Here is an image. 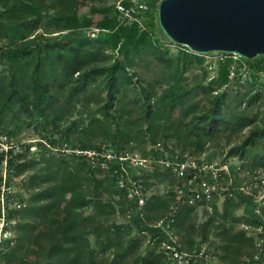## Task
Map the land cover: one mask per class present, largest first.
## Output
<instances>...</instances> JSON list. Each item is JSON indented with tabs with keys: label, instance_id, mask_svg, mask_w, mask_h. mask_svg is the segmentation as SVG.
Listing matches in <instances>:
<instances>
[{
	"label": "trees",
	"instance_id": "obj_1",
	"mask_svg": "<svg viewBox=\"0 0 264 264\" xmlns=\"http://www.w3.org/2000/svg\"><path fill=\"white\" fill-rule=\"evenodd\" d=\"M49 3L54 10L62 6L74 7L78 0H50ZM0 4L9 16L15 12L37 14L41 9L33 0H0ZM102 11L103 15L96 22L92 19L83 22L84 17L76 13H59L54 18L58 27L56 32L71 27L82 28V31L58 33L52 39L37 34L28 38L24 45L4 53L10 62L7 73L0 72V139L7 135L2 134L7 116L18 119L23 113L28 119L37 118L38 124H44L49 117L52 119L49 122L60 121L76 104L98 105L96 110H89L87 121L81 118L73 120L63 131L67 138L76 134L80 138V145L70 155L46 151L48 147H56L54 139H45L48 146L46 142H38L44 148L39 159L24 158L22 154L14 156L12 146L6 150L0 146V165H4L8 176L33 170L28 181L29 185L37 188L24 202L20 200L11 207L8 203V177L0 174V198L6 195L3 202L0 199V216L4 212V230H12L8 238L0 241V258L5 264H165L163 253L158 250L163 238L151 240L153 243L144 254H140L139 249L146 238L141 233L143 230L151 238L162 232L148 223L156 222L171 211L174 192L170 186L175 183V177L170 168L157 163L151 172L135 174L132 167L120 161L118 156L130 142H142L149 135V141L159 143L169 151L165 156L158 151L152 152L154 160H181L188 153L199 158L226 132L236 133L258 123L246 112L229 109L227 86L233 78L238 80L237 68L243 65L252 71V85H264V80L261 81L264 79L263 55L252 59L236 54L238 57L235 58L233 53L219 51L221 57L216 76L206 85H201L202 98L199 101L195 98L189 101L191 86L188 82H181L182 75L190 66L201 63L203 53H194L183 45L175 56L163 51L162 40L170 38L157 15H150L152 22L156 21L158 25L157 30H151L138 22H119L113 13V4ZM150 11L146 14L149 15ZM37 23L38 19L28 20L22 25L28 29L30 26L35 28ZM94 28L98 32L92 37L90 29ZM0 32L4 34L2 23ZM106 36L115 40L116 52L108 66H98L107 57L98 48ZM146 43L154 49L150 62L152 58L158 60L167 81L162 82L164 86L160 94L154 91L156 82H147L146 85L138 82L136 73L130 68L135 61L134 55ZM206 77L205 73L204 80ZM245 95L243 102L249 107L261 98L262 93L260 89L248 90ZM139 120L145 126L132 133V126H141ZM260 121L229 150L230 154L247 159L243 165L252 170L264 168V112ZM170 139L179 149L177 154L168 150L166 141ZM106 149L114 153L106 154ZM90 152L97 155L100 162L109 165L105 171L108 176L105 182L93 175H82L86 159L92 156ZM122 162L134 180L141 179V192L146 196L143 218L134 209L136 199L127 197V186L119 185V180L124 177ZM155 179L170 185L169 189L162 194L154 192L151 186ZM85 181L92 186V194L84 187ZM105 194L112 197L104 198ZM248 198L241 192L237 196L235 192L231 196L226 195L221 209L215 204L213 212L199 223H196L193 206L179 207L170 217L171 226L182 243L181 250H191L206 243L211 259L214 255L218 256L220 264H243L245 250L253 258L259 251L258 240H262L264 258V233L257 231L264 225V200L261 206L252 203L253 213L249 216H237L234 212L242 203L250 201ZM88 206L92 213L81 214V209ZM128 209H134L128 221L103 222V216L118 211L127 217ZM239 223L256 232L235 229ZM133 230L136 231L135 236H131ZM211 233L219 239H210ZM88 234L94 235L101 252L113 251L109 262L96 260ZM188 264L206 263L204 258H200Z\"/></svg>",
	"mask_w": 264,
	"mask_h": 264
},
{
	"label": "rangeland",
	"instance_id": "obj_2",
	"mask_svg": "<svg viewBox=\"0 0 264 264\" xmlns=\"http://www.w3.org/2000/svg\"><path fill=\"white\" fill-rule=\"evenodd\" d=\"M36 1L38 5L41 6V9L38 11V13L29 14V13H19L15 12L13 16H9L7 13H5V8L2 4H0V23L4 26V34L0 32V72L1 74L7 73V67L10 62L9 59H7L4 55V53L8 50H12L14 48H17L19 46H22L27 42L28 38H32L37 34L45 35L47 38H55L58 33L62 32H74L76 30H81L82 28L76 29L75 27H71L69 29L56 32L57 26L55 25V17L59 16L61 14H78L80 17H84L83 22H86L88 19H92L94 22L100 16L103 15L102 9L110 4L113 3L114 0H78V3L74 7H58L56 9H51L50 6V0H33ZM161 0H147V2L151 6V11L148 14H144L143 18L141 19V25L146 26L148 29L151 30H157L158 27L156 21L152 22L150 15H157L158 17V6ZM7 11V10H6ZM148 11V12H149ZM4 12V14H2ZM23 17V18H22ZM38 19V25L33 27L25 28L22 23L26 22L28 20L34 21ZM92 21V23H93ZM155 24V25H153ZM56 26V28L54 27ZM155 26V27H154ZM2 30V29H1ZM87 30V29H84ZM91 31H94V36L97 35L95 32L97 31L96 28L90 29ZM98 32V31H97ZM26 36V37H23ZM28 36V37H27ZM91 36V35H90ZM156 36V35H155ZM93 37V36H92ZM114 38V37H113ZM115 40L112 39L110 36H106L104 41L101 43V45L98 47L101 49V53L103 56L107 55V57L102 61L103 63H98V66H108L112 61L113 57L116 52V48L114 46ZM182 44L176 43L171 39H163L161 43V48L163 51L167 52V54H170L171 56H175V54L183 47H181ZM184 46V45H183ZM154 49L152 48V45H149L146 43V45L142 46V50L139 51L137 55H134V63L130 67L132 72L136 73V78L139 80L138 82H142L145 85L147 82H156L154 91L156 94H160L162 92L163 84L162 82H167L166 79L163 77L162 70L163 68L161 65L157 62L158 60L156 58H152V61L150 62L152 53ZM194 52V51H192ZM197 53V52H194ZM203 60L201 63H195L194 65L190 66L186 69V71L182 75L181 82H188L191 86V92H190V98L188 97L189 101H192L194 98L196 101H199L202 98V95L200 94V87L201 85H206L210 79L216 76L217 73V67H218V60L221 57L220 52L218 51H209V52H200L197 54H202ZM259 54L256 55L254 58H261ZM235 58L238 57V55H234ZM243 62V61H242ZM238 72V80H235L234 78L227 86L230 97L228 98V105L229 109L236 110L238 112H246L251 117L255 118L256 125L260 124V120L263 116L264 112V85L260 84H251V70L246 65H243L242 67L237 68ZM206 73V79L204 80V75ZM233 75V74H232ZM235 75V74H234ZM233 75V76H234ZM204 80V81H203ZM262 79L261 81H263ZM203 81V83H202ZM257 89L261 90V98L254 104L250 105L249 107H246L244 105V96L246 97L245 93L248 90H251V92L256 91ZM96 107L98 105L89 104L87 106L76 104L75 107H70L69 111L66 112L64 117L59 121L55 120L54 122H49L51 117H49V121L43 122L41 124H38L37 118H33L32 120L28 119L23 113L19 116V118H11L10 116H7L6 118V127L3 128L4 131L2 134H6L5 136H2V139H0V146L4 149L5 147L12 146L13 147V155L17 156L18 154H22L24 158H35L39 159L40 154L44 150L43 147L39 145L38 142H46L49 141V139H54L56 141V147H48L46 151L51 152L52 154L58 155L59 153H65V154H71V152L74 149H77L80 145L79 142V135H70L69 138H67L65 135H63V131L65 128L73 121L77 120L78 118L84 119V121L88 120V112L89 110L93 109L96 110ZM99 113V112H97ZM100 114V113H99ZM190 116H188L189 119ZM140 123H142V120H139ZM255 124H252L245 129L236 132V133H228L226 132L223 136L217 139L216 143L210 144L208 149L200 155V160L205 161H216L220 164L225 163L227 169L229 170L234 188V192L236 196L241 192L244 195H247L250 201H245L235 209V215L237 216H246L251 215L253 213L252 207L255 203L256 206H261L263 204L264 200V168H257L253 169L249 166H244L243 164H246L247 159L241 158L237 154H230L229 150L240 143V141L251 131L255 128ZM145 124H141V126H132L131 132L136 133L140 128H143ZM146 139L142 142L140 141H133L130 142L124 149L123 152L128 153H135L138 156L141 157H147L155 159L154 154L152 152L158 151L163 156L168 155L169 151H166L161 145L157 146L156 144L152 143L148 140L150 138L149 135H146ZM46 139V141H45ZM100 141V140H99ZM48 146V143H45ZM103 145V144H102ZM101 145V146H102ZM166 145L168 147V150H172L173 154H177L178 148H175L174 146V140L170 139L166 141ZM102 147H100L101 149ZM104 148H107L106 146ZM250 151L253 152V149L250 148ZM113 154L111 149H106V154ZM76 154H79L76 150ZM122 154V153H121ZM189 154V153H188ZM89 155H92V152L89 153ZM108 158L114 159L115 157L112 155H107ZM114 157V158H113ZM128 165V162L125 161ZM87 164V165H86ZM85 167L82 170L83 176H95L97 178H100L106 181L108 178L106 174L107 167L106 164H103V162H100L99 159H97V155H92L88 159H86ZM159 165V163H157ZM153 168V163H149L147 167L143 168H132L135 174H143L144 172H151ZM127 169V168H126ZM33 172V170H27L25 173L21 175H11L8 176L4 169V165H0V174L2 176L8 177V183H9V198L8 203L9 205L15 206L16 202H19L22 200L23 202L28 198V196L34 192L37 188L32 187L29 185V175ZM128 179L131 180L129 170H127ZM121 179H123L121 177ZM128 180V181H129ZM126 181V182H128ZM230 184V181L226 177L223 180V187H226ZM84 187L89 190L90 194L93 193L92 186L84 182ZM153 187V188H152ZM152 190L154 192H157L158 194H162L166 192V190L169 189L168 185L165 182H159L158 179H155L153 181V185L151 186ZM4 187L1 189V192H3ZM1 196V195H0ZM2 196L1 202H3ZM109 194H105L104 198H111ZM262 198V199H260ZM116 199V198H115ZM222 197L219 198L217 206L219 209L222 207ZM121 205L119 206V208ZM255 211V210H254ZM81 214L87 215L92 213V208L90 206L85 207L84 209H81ZM196 223L202 222L206 219V216L204 214H201L200 211H197L196 214ZM103 222L110 224V223H119V222H125L128 221L129 218L124 216L120 211L111 214L109 216H103L102 217ZM5 225V223H4ZM4 225L2 227L1 224V217H0V240H3L4 238H8L12 234V230L9 229L5 233ZM247 227V228H246ZM264 227V225H263ZM262 226L257 228L258 232L264 233V228ZM235 229L239 228H245L248 233L254 232L253 229H251L249 226H244L242 223H239L234 226ZM5 235L7 237H5ZM136 231L133 230L131 233V236H135ZM146 238H144L143 243L139 249L140 254H144L150 246V242H147V237L149 234H146ZM256 236V234H255ZM88 237L90 239V243L92 247L94 248L96 260H104L109 262L110 259H112L113 251L108 250L106 252L100 251V246L96 244V239L93 234H88ZM210 239L212 240H218L214 233H211ZM260 242L258 246V252L256 255L251 258L250 254L246 253L247 249L244 252V255L242 256L244 263L243 264H264V258L262 255V240H258ZM1 244V243H0ZM209 245V244H208ZM248 252V251H247ZM261 252V253H260ZM217 256V254H216ZM253 259V263H252ZM211 264H220L218 262V256L214 257L211 261ZM0 264H5L4 259L0 258Z\"/></svg>",
	"mask_w": 264,
	"mask_h": 264
},
{
	"label": "built area",
	"instance_id": "obj_3",
	"mask_svg": "<svg viewBox=\"0 0 264 264\" xmlns=\"http://www.w3.org/2000/svg\"><path fill=\"white\" fill-rule=\"evenodd\" d=\"M112 4L113 13L117 17V20L119 22H126L129 24L134 22L141 24L143 15L150 10V4L147 0H114ZM94 31L95 30L90 31L91 36L94 35ZM156 145L158 146L159 143ZM4 149L6 150L7 147ZM118 158L120 161H127L128 166L132 168L147 167L150 162L153 163L154 167V163H159L161 166L170 168L175 177V183L171 186L169 185L170 189L174 192V202L170 206L171 211L159 218L156 222H147L149 226L153 228H160L162 231L153 238H151L149 234L147 242L153 243L152 241L155 239L163 238L159 242L158 250L163 253L165 264H188L190 261L195 262L200 258H204L206 264L210 262L215 256L213 255L211 259L210 254L206 251V243H202L198 247L195 246L191 250H181L182 243L171 226L172 217L170 216H172V214L183 205H191L194 207L195 212L200 211L201 214L207 216V214H211L213 212L214 205H217L220 197L224 199L226 195H233V180L226 164H220L216 161L200 160V158L188 154H184V157L181 160H154L152 158L138 156L135 153L123 152L118 156ZM122 168L124 172L122 176L124 177L119 180V185L127 186V197L129 199H136L134 209L141 216V218H143L142 208L146 196L141 192V179L136 181L130 176L132 179L129 180L126 175L127 169L123 162ZM226 177L230 181V184L223 187V180ZM134 209L127 210V218L130 217V213H132V210ZM0 217L3 227L5 223L4 212H2ZM6 232L7 230H5V233ZM141 233L147 234L145 230ZM5 237L7 236L5 235Z\"/></svg>",
	"mask_w": 264,
	"mask_h": 264
},
{
	"label": "water",
	"instance_id": "obj_4",
	"mask_svg": "<svg viewBox=\"0 0 264 264\" xmlns=\"http://www.w3.org/2000/svg\"><path fill=\"white\" fill-rule=\"evenodd\" d=\"M159 22L191 51L264 54V0H161Z\"/></svg>",
	"mask_w": 264,
	"mask_h": 264
}]
</instances>
